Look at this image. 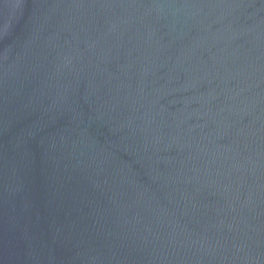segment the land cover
<instances>
[{"label":"water","instance_id":"1","mask_svg":"<svg viewBox=\"0 0 264 264\" xmlns=\"http://www.w3.org/2000/svg\"><path fill=\"white\" fill-rule=\"evenodd\" d=\"M0 264H264V0H0Z\"/></svg>","mask_w":264,"mask_h":264}]
</instances>
